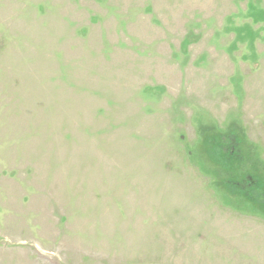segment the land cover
<instances>
[{
    "label": "rangeland",
    "instance_id": "1",
    "mask_svg": "<svg viewBox=\"0 0 264 264\" xmlns=\"http://www.w3.org/2000/svg\"><path fill=\"white\" fill-rule=\"evenodd\" d=\"M0 264H264V0H0Z\"/></svg>",
    "mask_w": 264,
    "mask_h": 264
},
{
    "label": "trees",
    "instance_id": "2",
    "mask_svg": "<svg viewBox=\"0 0 264 264\" xmlns=\"http://www.w3.org/2000/svg\"><path fill=\"white\" fill-rule=\"evenodd\" d=\"M226 169H227V167H226Z\"/></svg>",
    "mask_w": 264,
    "mask_h": 264
}]
</instances>
